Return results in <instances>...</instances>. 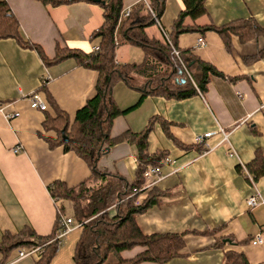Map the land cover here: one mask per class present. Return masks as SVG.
Returning <instances> with one entry per match:
<instances>
[{
    "label": "crops",
    "instance_id": "0c3cea01",
    "mask_svg": "<svg viewBox=\"0 0 264 264\" xmlns=\"http://www.w3.org/2000/svg\"><path fill=\"white\" fill-rule=\"evenodd\" d=\"M5 1L23 39L38 44L48 58L55 55L57 44L89 52L100 43V37L91 38V33L103 24L101 2ZM138 1L122 0V9ZM182 7L181 0H165L160 23L168 33ZM204 7V15L185 22L220 27L254 20L264 28V0H205ZM145 32L163 41L156 24ZM198 37L204 39L203 46L196 45ZM119 40L115 61L141 63L145 59L141 47L143 54L136 56L142 59H131L132 43ZM228 41L229 47L214 30L186 32L177 38L179 49H191L193 56L221 73L209 74L204 92L181 99L147 94L137 104L139 91L121 80L112 86L113 100L125 112L113 119L110 136L140 132L150 124L148 154L161 151L166 155L157 181L135 189V203L143 202L150 190L158 200L135 218L143 234L184 233L181 253L161 264H227L228 250L242 253L248 264H264V243L252 242L264 224V206L249 209L245 204L254 190L264 197V176L252 185L237 168L249 163L257 150L264 158V54H259L264 37L242 41L229 33ZM96 75L74 58L45 65L36 50L23 48L12 38L0 39V238L5 231L16 233L24 227L49 234L58 212L75 219L71 201L56 199L47 186L56 180L77 186L89 177L90 169L75 152L64 151L61 145L49 147L45 137H55V132L43 122L46 115L53 116V108L49 103L46 110L32 108L25 96L38 91L45 100H54L72 121L94 94ZM13 112L18 115L5 117ZM219 128L228 134L226 140ZM208 131L212 134L196 143L195 138ZM17 145L21 151L14 153ZM97 167L133 182L138 167L135 144L113 143ZM113 212L110 208L109 213ZM80 232L81 228L74 227L64 234L50 264H75L73 252ZM219 237L227 238L222 245L215 243ZM142 249L136 246L121 256L132 258ZM17 251L7 258L0 254V264H33L38 259L36 254L16 258Z\"/></svg>",
    "mask_w": 264,
    "mask_h": 264
},
{
    "label": "trees",
    "instance_id": "16d2710c",
    "mask_svg": "<svg viewBox=\"0 0 264 264\" xmlns=\"http://www.w3.org/2000/svg\"><path fill=\"white\" fill-rule=\"evenodd\" d=\"M43 4L57 5L74 0H39ZM139 0L130 8L128 16L118 23L122 10V0H102L103 24L91 33V38L100 37L99 49L83 52L56 46L55 55L48 58L41 47L24 40L19 31V24L8 3L0 0V39L12 38L21 47L37 51L45 65H51L65 58H74L78 65L92 69L97 73L94 94L80 107L72 121L52 100H46L52 106L53 116L46 115L43 126L55 132V137H45L49 147L62 146L64 151H73L81 157L90 169L87 179L77 186L68 187L56 180L47 186L50 194L57 198L68 199L72 203L75 220L80 223L79 238L75 244L73 261L75 264H137L143 261L163 263L179 255L185 246L184 233L143 234L136 223V216L149 206L158 202L156 193L149 191L147 198L135 203L136 190L144 182L147 166L160 167L165 161L164 152H147V135L150 124L140 132L125 131L118 137L110 136L113 119L124 113L112 97L115 82L124 81L129 87L140 93L139 100L147 94H162L176 99L185 98L197 91L204 92L209 74L221 75L210 63L203 62L192 55L191 49H180L181 56L189 69L193 82L183 70L176 68L170 54V46L163 40L150 38L145 28L155 24L154 17L160 19L165 7V0ZM183 8L175 18L169 37L177 46V38L186 32L214 30L219 33L229 47V33L236 34L242 41L262 35L264 28L254 20L233 22L225 26L213 24L199 26L189 24L185 19L194 21L206 13L205 0H181ZM116 29V32H115ZM120 43L129 42L141 47L145 59L141 63L115 61V38ZM264 54V47L259 50ZM127 140L134 143L137 150L138 167L136 178L129 183L119 174L99 170V158L113 143ZM243 172L242 166L237 167ZM252 178L264 176V158L260 151L245 165ZM135 191V192H134ZM151 192V193H150ZM155 192V191H153ZM84 205L80 206V203ZM114 207V208H113ZM113 208V214L109 209ZM60 210V209H59ZM94 217V220H86ZM99 217L108 220H101ZM61 213L55 216L52 231L46 235L37 234L29 227L16 233L5 231L0 238V254L7 258L11 251L20 248H32L43 245L42 252L33 264H50L58 245L55 234L63 228ZM215 243L222 245L227 238H216ZM227 241V240H226ZM143 249L132 258L124 259L121 252L133 247ZM109 256L113 261H109ZM227 264H248L242 253L228 250L225 253Z\"/></svg>",
    "mask_w": 264,
    "mask_h": 264
},
{
    "label": "built area",
    "instance_id": "2783aa9c",
    "mask_svg": "<svg viewBox=\"0 0 264 264\" xmlns=\"http://www.w3.org/2000/svg\"><path fill=\"white\" fill-rule=\"evenodd\" d=\"M143 1H145V3H147L146 0H143ZM129 12H130V8H125V9L121 10L117 25L120 23L122 18H125L126 16H128ZM152 15L154 17L155 24L161 29V32H162V35H163V40L171 48L170 49V54L175 60L176 68L183 70L185 75L195 85V83H194V81L192 79L191 73H190L189 69L187 68L186 63H185V61L183 60V58L181 56L180 49L177 46L172 44V42L170 40V37H169V33L165 29H163L162 26H161L160 19L158 17H156L154 13H152ZM115 32H116V29H115ZM114 38H115V44L118 43L116 35H114ZM204 44H205L204 39L202 37H198L196 45L203 46ZM98 49H99V45H93L91 47L92 51H96ZM25 97L28 100L29 105L32 108H35V109H38V110H46L47 109V102L44 99V97L38 91H34V92L28 94ZM17 115H18V112H13V113L5 114V117L6 118H12V117H15ZM219 131L222 132V134H223V140H226L228 134H226L223 131L222 128H219ZM211 134H212V132H210V131L204 132L202 134H199L195 138L196 143H202ZM12 151L14 153L20 152L21 151V147L19 145H17L15 147H13ZM242 169H243L242 173L248 179L250 184L254 185V181L255 180L252 178L251 174L246 170L245 166L242 165ZM159 177H160L159 167H157V166H147V168L144 171V182H143L144 188L150 187L152 184H154L157 181V179ZM245 204H246L247 208H249V209L253 208V207H256L258 205H263L264 206V197L257 190H254L245 199ZM60 220H61V224L63 225V228L61 230H59L54 236V239L57 240V245H59L61 243V240H62V237L64 236V234H66L68 231H70L74 227H78L80 225V223L75 221V219L72 218V217H63V216H61ZM252 242L253 243H258V244L264 243V224L259 228V231L254 236ZM42 248H43V245L32 247V248H26V249L25 248H20L17 251L16 258H22V257H25V256H31V255H35V254L39 255L42 252Z\"/></svg>",
    "mask_w": 264,
    "mask_h": 264
},
{
    "label": "rangeland",
    "instance_id": "374dc122",
    "mask_svg": "<svg viewBox=\"0 0 264 264\" xmlns=\"http://www.w3.org/2000/svg\"><path fill=\"white\" fill-rule=\"evenodd\" d=\"M132 46H133V49H132V53H133V56H132V58L131 59H135V61H140L142 58L140 57H137L136 55H137V53H141V54H143V52H142V49L140 48V47H138V46H136V45H133L132 44ZM82 205H84V203L82 204V201H81V203H80V206H82ZM114 208V207H113ZM112 208V209H113ZM100 219H101V217H99ZM86 220H94V217H90V218H88V219H86ZM101 220H108V219H106V218H102ZM76 221V220H75ZM15 251H17V249H15V250H13V254H15L16 252ZM109 258H111V259H113L111 256H109ZM109 261H110V259H108ZM113 261V260H112Z\"/></svg>",
    "mask_w": 264,
    "mask_h": 264
},
{
    "label": "water",
    "instance_id": "95a60500",
    "mask_svg": "<svg viewBox=\"0 0 264 264\" xmlns=\"http://www.w3.org/2000/svg\"><path fill=\"white\" fill-rule=\"evenodd\" d=\"M94 2H102V0H92ZM183 5V4H182ZM183 8V7H182Z\"/></svg>",
    "mask_w": 264,
    "mask_h": 264
}]
</instances>
